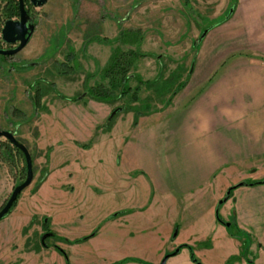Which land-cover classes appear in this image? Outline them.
<instances>
[{
	"label": "rangeland",
	"instance_id": "obj_1",
	"mask_svg": "<svg viewBox=\"0 0 264 264\" xmlns=\"http://www.w3.org/2000/svg\"><path fill=\"white\" fill-rule=\"evenodd\" d=\"M186 1L187 6L185 0H48L40 7H26L34 24L31 39L15 56L0 55V129L14 132L29 151L33 179L18 195L15 206L0 219V264H110L122 260V250L102 246L117 236V221L109 223L110 215L106 214L120 207L118 201L123 196L117 187L119 177L122 175L125 198L130 197L132 186L136 198L143 195L135 173L121 174L123 169H131L123 164L124 149L117 136L133 137L138 128L164 119L173 107L200 92L205 84L197 73L212 69L217 73L215 80H220L233 57L248 55V47L237 53L229 52L232 47H214L209 30L199 40L204 26L219 22L211 21L218 15L219 5L206 0ZM115 49L122 53L137 51L140 56L129 73L141 82L175 71L177 82L187 83L170 95L167 103L170 93L160 97L152 88L130 79L131 88L139 86L138 100L148 97L150 103L147 114L133 124L132 107L139 101L124 96L102 103L92 97L94 88L108 83L101 80V72ZM24 63L29 64L24 67ZM66 66L72 69L64 74ZM36 87L42 97L38 108L32 104ZM118 107L126 109H118L108 121L111 111ZM102 139L115 141L105 142L94 152L84 151L82 145L89 143L91 147ZM10 150L13 162L0 145V208L12 189L25 179L24 159ZM262 165L264 159H232L216 175L214 191L219 190L223 198L228 188L240 182L263 179ZM218 208L221 216L229 209L231 217L224 220L233 222L230 203L218 204ZM43 218L48 220L47 232ZM226 229L235 235L240 248L243 244L241 256L254 259L250 237L253 227L248 226V241L246 236L237 237L234 226ZM46 233L49 235L41 242ZM92 233V241L76 242ZM127 254L146 257L137 253L124 256ZM208 259L210 264H235L239 257L230 254L225 258L222 251Z\"/></svg>",
	"mask_w": 264,
	"mask_h": 264
},
{
	"label": "crops",
	"instance_id": "obj_2",
	"mask_svg": "<svg viewBox=\"0 0 264 264\" xmlns=\"http://www.w3.org/2000/svg\"><path fill=\"white\" fill-rule=\"evenodd\" d=\"M206 1L219 5L218 15L211 19L219 22L202 28L212 33V45L232 47L229 52L236 53L248 47V55L233 57L220 80H215L217 73L212 69L197 73L205 87L194 92L189 101L173 107L164 119L138 128L131 138L117 136L124 149L123 164L131 169H123L121 174L135 173V179L142 183L143 195L136 198L137 191L132 186L130 197L125 198L122 175L119 177L117 187L123 196L118 201L120 207L106 214L108 217L120 212L107 219L109 223L117 221V236L102 246L122 250V259L159 264L165 254L186 245L202 264H210L208 257L222 251L225 258L230 254L238 256L235 264H264V183L238 186L224 202L233 206L235 228L247 241L248 226L254 229L250 232L251 248L256 253L252 260L248 255L241 256L240 242L216 220L222 196L219 190L214 191L216 175L232 159H264V0ZM107 141L115 140L102 139L84 151L99 150ZM229 212L226 209L221 216L218 208L224 222L231 217ZM228 248L230 252H226ZM126 253L146 257L124 256ZM164 264L195 263L184 247Z\"/></svg>",
	"mask_w": 264,
	"mask_h": 264
},
{
	"label": "trees",
	"instance_id": "obj_3",
	"mask_svg": "<svg viewBox=\"0 0 264 264\" xmlns=\"http://www.w3.org/2000/svg\"><path fill=\"white\" fill-rule=\"evenodd\" d=\"M24 3H25V7L30 5L28 0H24ZM27 12H28V10H27ZM15 17H18L17 0H0V30H1V27H2V25L4 23V21H6L8 19H13ZM125 37H127V36H125ZM133 37H131V38H133ZM199 38H200V36H199ZM0 43L3 44V42L1 40H0ZM0 48H1V46H0ZM70 56H69V58H70ZM138 56H140V55L137 53V51H129L128 53H122L119 49L113 50L111 55H110V59H109L108 64L106 65V67L104 69H102V72H101V80L107 79L108 83L106 85L105 84L104 85L103 84H99L96 88L93 89V94H92V97H94L95 100H97L99 102H102V103H112L115 100H117L118 98H122L124 96H129L131 99H135L136 101H139V103L137 105L135 104L132 107V110L134 112L133 124H136L137 119L140 116L147 114L146 110L150 108V105H149L150 103L147 100L148 97L145 98V99H142V100H138L137 93L139 91V86L137 85L135 88H131L128 85V81L130 79H132V78L133 79H137L139 81V83L144 84L147 89H151L152 88L154 90V92L160 97L166 95L167 93L168 94L170 93L167 103L170 102L169 101L170 98H171L170 95L177 93L187 83L186 80H184L182 82H177L179 76L174 73L175 71L171 72L169 74V76H167V77H162L160 75V73H159V74H157V76L153 80H146L144 82H141L139 77L129 73L130 69L133 67L134 61L138 58ZM3 57H5V56H3ZM71 69L72 68L70 66H68V67L66 66V68H64L62 70V72L64 74H67L68 70H71ZM40 95L41 94L37 93V92L34 95L33 105H34L35 108L39 107ZM117 109L124 110V109H126V107H118ZM109 120L110 119L108 118V121ZM2 146H3V154H5V156L7 157V159L10 162H13V160H14V155L12 154L13 152L10 149H13L19 156H21L23 158L21 152L19 150H17L15 147L10 146V145H6V144L5 145L2 144ZM8 146L11 147V148L9 149ZM89 146H90L89 143L86 144V145H82L83 148H88ZM243 183L244 184L254 185V184H258L259 181L258 182L245 181ZM233 189H235V188H231V192H230L228 198L231 197V193H232ZM17 198H18V196H17ZM17 198H16V200H17ZM16 200L13 203L12 207L10 208V210L15 206ZM10 210L8 212H10ZM119 214H120V212L113 213V214H111L108 217V219L114 218V217H116ZM216 220L219 223L223 224L217 217H216ZM47 222H48V220L46 218H43V227L44 226L46 227L44 232L45 231L47 232ZM232 226L236 227L234 222L230 223L229 228L232 227ZM93 235H94V233L89 234L87 236H83V237L79 238L76 242L85 241V240L89 239L90 237H92ZM232 235H234V234H232ZM241 236H244V234L243 233H238L237 234V237H241ZM242 245H241V248H240V254H241ZM184 247H187L189 249V251H190V259H191V261L193 263L202 264L194 256V254H193V252H192L190 247H188L186 245L178 246L179 249L184 248ZM57 250H59V249H57ZM61 253L66 257V255L62 251H61ZM126 261H136V262H139V263H142V264H148V263L143 262L141 260L132 259V258L131 259H122V260L116 261V262H114L112 264H122V263H124Z\"/></svg>",
	"mask_w": 264,
	"mask_h": 264
},
{
	"label": "water",
	"instance_id": "obj_4",
	"mask_svg": "<svg viewBox=\"0 0 264 264\" xmlns=\"http://www.w3.org/2000/svg\"><path fill=\"white\" fill-rule=\"evenodd\" d=\"M29 4L33 7H40L44 5L48 0H28ZM18 4V17L16 19H8L4 21L1 30H0V39L1 41L7 46H13L11 48H0V55L1 56H14L18 54L29 42L34 32V24L31 21L30 15L27 12L25 7L24 0H17ZM206 30H204L201 35L203 37L206 34ZM118 109H114L111 111L109 115V119L116 113ZM6 139L13 147L18 149L24 159L25 162V179L18 185H16L13 189L11 194L9 195L8 199L6 200L5 204L0 208V219H2L10 210L13 203L15 202L17 196L28 187L33 179V171H32V160L31 155L27 148L20 143L14 136L13 133L8 131L0 130V139ZM259 183H264V179L259 181ZM243 182L238 183L237 185L230 187L226 190L225 196L218 201V204L224 203L231 192V188H236L238 186L243 185ZM250 185V184H249ZM216 217L223 223L225 227H229L230 223L224 222L218 216V209H216ZM49 235L48 233L44 234L41 238V242L43 239ZM179 252V248L176 247L172 252L167 253L161 259L159 264H164L166 260L172 256H175Z\"/></svg>",
	"mask_w": 264,
	"mask_h": 264
},
{
	"label": "flooded vegetation",
	"instance_id": "obj_5",
	"mask_svg": "<svg viewBox=\"0 0 264 264\" xmlns=\"http://www.w3.org/2000/svg\"><path fill=\"white\" fill-rule=\"evenodd\" d=\"M11 47H13V46H6L5 48H11ZM15 56V55H14ZM6 58H9V57H13V56H5ZM29 63H24L23 64V66L24 67H26L27 65H28ZM38 80L36 81V83L38 84ZM36 92L37 93H40V90H39V87H36V89H35V92H34V95L36 94ZM41 94V93H40ZM41 95H40V100H41ZM32 99H34V96H33V98ZM33 100H32V104H33ZM0 130H2V131H8V132H11V133H13L14 134V132H12V131H10V130H6V129H0ZM2 139H4V138H1L0 139V145H2V144H6V145H10V146H12L6 139H4V142H2L1 140ZM18 150V149H17Z\"/></svg>",
	"mask_w": 264,
	"mask_h": 264
}]
</instances>
